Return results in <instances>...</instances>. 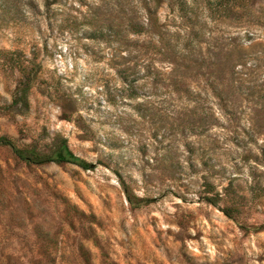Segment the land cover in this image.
Returning a JSON list of instances; mask_svg holds the SVG:
<instances>
[{
	"label": "rangeland",
	"instance_id": "obj_1",
	"mask_svg": "<svg viewBox=\"0 0 264 264\" xmlns=\"http://www.w3.org/2000/svg\"><path fill=\"white\" fill-rule=\"evenodd\" d=\"M228 1L0 0V136L93 164L0 146L3 264H264V0Z\"/></svg>",
	"mask_w": 264,
	"mask_h": 264
},
{
	"label": "trees",
	"instance_id": "obj_2",
	"mask_svg": "<svg viewBox=\"0 0 264 264\" xmlns=\"http://www.w3.org/2000/svg\"><path fill=\"white\" fill-rule=\"evenodd\" d=\"M240 3H239V2ZM236 3L238 6L243 4V0H233L228 1ZM152 26L157 27V30L160 31V26L157 23V19L152 21ZM18 101L22 102L27 106V89L24 88L19 94L18 99H15V105ZM0 146L9 147L14 155L26 165H43L49 163L55 164H71L75 165L83 170H89L93 168V164L86 161L85 159L77 156L72 152V150L68 146L67 139L60 134L55 135L50 142L46 145V149H41L36 145H17L11 138L0 136ZM121 184L125 189V192L128 195V199L131 202L132 199L127 191V186L124 181L121 179ZM206 202L209 204L216 205L217 202L213 197H207ZM0 264H3L0 256Z\"/></svg>",
	"mask_w": 264,
	"mask_h": 264
}]
</instances>
